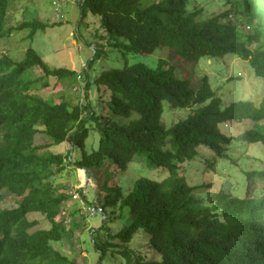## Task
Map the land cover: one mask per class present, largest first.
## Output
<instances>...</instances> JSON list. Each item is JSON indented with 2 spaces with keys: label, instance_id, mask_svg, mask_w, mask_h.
<instances>
[{
  "label": "trees",
  "instance_id": "obj_1",
  "mask_svg": "<svg viewBox=\"0 0 264 264\" xmlns=\"http://www.w3.org/2000/svg\"><path fill=\"white\" fill-rule=\"evenodd\" d=\"M13 1L0 0V41L22 31L33 40L55 26L38 19L12 25ZM84 1L78 3L80 23L92 37L102 31L104 39L85 40L97 48L82 75L49 66L31 46L21 61L0 57V199H17L15 207L0 209V264H76L31 231L38 222L28 219L42 215L54 233L71 241L81 224L58 220L71 196L54 182L68 167L96 178L106 168L97 195L106 218L94 236L97 264L107 255L121 257L123 264H264V88L256 101L238 97L235 86L224 94L230 82L214 90L204 74L193 86L170 60L151 67L126 58L166 48L196 65L231 54L264 82V0ZM108 46L124 56V66L104 68L91 79L92 64L108 57ZM32 70L55 78L57 88L83 77L84 98L92 90L93 100L73 106L61 95L51 104L34 90L39 79L27 78ZM169 110L188 115L168 126ZM244 122L250 127L238 135L228 131ZM63 143L71 147L65 154L50 150ZM193 161L206 173L233 177L218 189L208 179L192 184L186 171ZM131 163H143L153 175V168L166 173L161 180L139 176L127 192L110 185L108 168L115 177ZM117 222L123 224L119 230L112 225Z\"/></svg>",
  "mask_w": 264,
  "mask_h": 264
},
{
  "label": "rangeland",
  "instance_id": "obj_2",
  "mask_svg": "<svg viewBox=\"0 0 264 264\" xmlns=\"http://www.w3.org/2000/svg\"><path fill=\"white\" fill-rule=\"evenodd\" d=\"M79 2L84 3L85 1L14 0L9 14V23L12 25H19L23 21L38 19L50 24H55V26L51 29H47L45 32H38L33 40L29 39L27 31L11 34V36L0 41V57L7 55L16 62L21 61L27 49L31 46L49 66L65 67L82 75L83 69L88 68V62L95 57V50L97 48L94 42L88 44L85 40L91 39L102 43L104 38L102 31L99 32L97 38L94 36L92 37L91 34L93 33L91 31L88 33V29L85 28L84 24L80 23L82 14L79 11ZM221 10L223 9L219 7L217 12ZM107 48L109 49L108 57L105 59L102 56L101 60L92 64L93 67L89 72L92 76L91 79L96 77L104 68H111L113 66L121 68L124 66V56H122L121 53L119 54V52L111 46ZM126 58L129 64L144 63L151 67H154L160 59L170 60V63L176 66L177 74H179L181 78L187 77L193 86H197L201 83V76L204 74L210 80L214 90H217L221 84L230 82L229 85H224L223 88L226 89L224 90V94L231 92L233 86H235L234 88H238V97L245 95L254 96L256 101L259 100V92L264 88V82H260L258 79L253 78L248 63L231 54L212 61L201 59L196 65H188L177 56H170V51L166 48H161L153 54L148 55L130 53L126 55ZM26 76L32 80L39 79L34 90L51 104L59 103L62 100L61 95H64L70 100L73 106L80 103L86 104L88 100H93L94 92L92 90H89V99L87 100L84 98L86 90L83 77L80 79L77 78V83L66 82L64 85L57 88L56 79L43 78L39 70H32L28 72ZM235 77H240L239 83H233V81H231L232 79H236ZM225 100L226 102L227 100L230 101V96H227ZM108 112L110 113L109 110ZM187 115L188 111L169 110L164 115V122L168 126H171L178 120L184 119ZM249 127L250 124L248 122H244L243 124L232 123L229 125L230 129L228 131L231 134L238 135ZM96 136L99 140V135ZM96 136L94 138H96ZM70 149L71 147L67 143L50 148V150L56 154H65ZM237 149L238 150L234 151L235 154L239 153V148ZM202 151L203 154L207 153V155H211L205 152L207 151L206 149H202ZM132 163L127 172L124 174L120 173L115 177L113 174L114 168L109 167L107 170L109 184L113 185V183H116L124 187L127 192L135 179L139 176L145 175L149 176L151 179L161 180L160 176L166 173L164 170L153 168L155 170V174L153 175L150 169L145 171L147 168L143 163H137L134 166ZM218 168L221 170L224 166ZM105 169L106 168H103V171H101L98 178H96L92 172H87L86 169L75 170L72 167H68L55 177V184L64 187L71 196V199L66 203L67 209L61 210L58 220L64 218L67 224L71 221H76L81 224L80 228L75 231L71 241L64 240L54 233L42 215L38 213H31L28 215L30 221L38 222V225L31 231H38L56 250L70 259H73L76 264H97L100 261V253L95 250L93 242L95 231L101 229L102 222L106 220L103 211H101L102 200L101 198L97 200V195L102 192L103 183L106 178L104 175ZM219 173L221 177L216 176L214 173H206L203 164L197 161L191 162L186 171L188 181L192 184H201L205 179H208L209 181L215 182V187L217 189L225 182L230 183L229 181L231 177H233V174L230 172L227 174H222V172ZM81 188L82 192L80 193L79 189ZM16 201L17 199L13 197H4L0 199V209L15 207ZM92 209H95V211ZM111 211L112 206H110L107 213L110 218ZM112 225L114 229L119 230L123 224L117 222ZM103 236L104 232L102 231L101 237L103 238ZM134 245H141V240L135 241ZM145 252L146 256L149 258L151 253L148 251ZM154 257H157L156 253H154ZM102 264H123V260L121 257L114 259L111 255H107L102 261Z\"/></svg>",
  "mask_w": 264,
  "mask_h": 264
},
{
  "label": "built area",
  "instance_id": "obj_3",
  "mask_svg": "<svg viewBox=\"0 0 264 264\" xmlns=\"http://www.w3.org/2000/svg\"><path fill=\"white\" fill-rule=\"evenodd\" d=\"M99 209V208H98ZM93 211H95V209H92Z\"/></svg>",
  "mask_w": 264,
  "mask_h": 264
}]
</instances>
